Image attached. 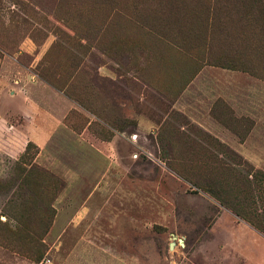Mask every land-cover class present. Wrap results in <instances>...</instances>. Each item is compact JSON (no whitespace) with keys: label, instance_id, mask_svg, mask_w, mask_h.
I'll return each mask as SVG.
<instances>
[{"label":"rangeland","instance_id":"rangeland-1","mask_svg":"<svg viewBox=\"0 0 264 264\" xmlns=\"http://www.w3.org/2000/svg\"><path fill=\"white\" fill-rule=\"evenodd\" d=\"M0 264H264V0H0Z\"/></svg>","mask_w":264,"mask_h":264}]
</instances>
